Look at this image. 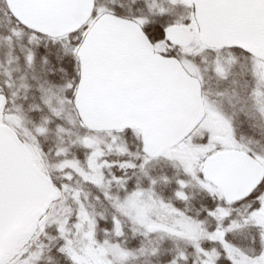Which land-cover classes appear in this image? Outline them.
Segmentation results:
<instances>
[{
	"label": "snow or ice",
	"instance_id": "6c2138e0",
	"mask_svg": "<svg viewBox=\"0 0 264 264\" xmlns=\"http://www.w3.org/2000/svg\"><path fill=\"white\" fill-rule=\"evenodd\" d=\"M0 264H264V0H0Z\"/></svg>",
	"mask_w": 264,
	"mask_h": 264
}]
</instances>
